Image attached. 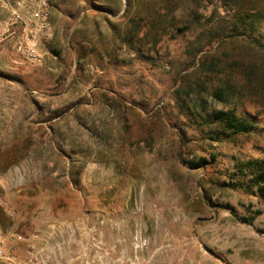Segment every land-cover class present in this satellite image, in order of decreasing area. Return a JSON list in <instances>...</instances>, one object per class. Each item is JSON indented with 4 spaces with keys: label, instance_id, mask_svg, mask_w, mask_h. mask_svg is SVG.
<instances>
[{
    "label": "rangeland",
    "instance_id": "obj_1",
    "mask_svg": "<svg viewBox=\"0 0 264 264\" xmlns=\"http://www.w3.org/2000/svg\"><path fill=\"white\" fill-rule=\"evenodd\" d=\"M242 2L256 29L216 43L219 0H0V245L104 220L139 264H264V199L234 176L264 157V0Z\"/></svg>",
    "mask_w": 264,
    "mask_h": 264
},
{
    "label": "built area",
    "instance_id": "obj_2",
    "mask_svg": "<svg viewBox=\"0 0 264 264\" xmlns=\"http://www.w3.org/2000/svg\"><path fill=\"white\" fill-rule=\"evenodd\" d=\"M103 222L80 228L57 221L37 233L18 235L15 248L0 245V264H139L137 256L125 258L119 240L106 244Z\"/></svg>",
    "mask_w": 264,
    "mask_h": 264
},
{
    "label": "trees",
    "instance_id": "obj_3",
    "mask_svg": "<svg viewBox=\"0 0 264 264\" xmlns=\"http://www.w3.org/2000/svg\"><path fill=\"white\" fill-rule=\"evenodd\" d=\"M209 5H204L201 9V15L210 19L211 17H218V23L215 27L211 24H206L202 34L213 35V40L216 43L222 42L225 39L244 37L248 32L254 31V23L252 18L256 12L248 10L242 0H219V6L214 7L209 13L207 9ZM207 12L206 14H204ZM201 16V17H202ZM214 41V43H215ZM260 44V42L256 41ZM212 43H208L203 47L198 48V52L211 48ZM203 60L199 67H204ZM208 70L213 71L218 66L211 63L206 66ZM230 88L224 84L213 90V99H220L230 96ZM202 121L206 125L216 126L220 129V134L227 138L242 134H247L252 130V125L249 120L238 116L234 111L213 108L209 113L202 117ZM191 167H197L198 164L189 162ZM236 183L240 188H245L255 196L264 199V157L258 159H248L239 162L236 165ZM225 209L232 215L236 216L234 208L226 205ZM237 217V216H236ZM242 222H248L246 218H239Z\"/></svg>",
    "mask_w": 264,
    "mask_h": 264
}]
</instances>
